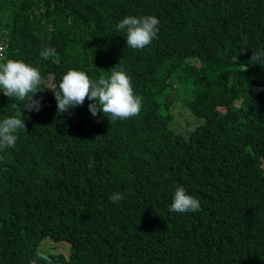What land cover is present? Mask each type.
Returning <instances> with one entry per match:
<instances>
[{"label":"trees","instance_id":"1","mask_svg":"<svg viewBox=\"0 0 264 264\" xmlns=\"http://www.w3.org/2000/svg\"><path fill=\"white\" fill-rule=\"evenodd\" d=\"M11 6L0 63L22 60L52 89L70 69L93 81L123 69L142 108L110 124L87 99L58 115L45 89L29 112L0 89V121L26 124L0 151V264H47L37 252L51 264H264V66L250 61L264 50V0ZM126 15L159 19L150 45H126ZM180 106L197 120L185 131L170 124ZM177 186L199 211L169 212Z\"/></svg>","mask_w":264,"mask_h":264},{"label":"clouds","instance_id":"2","mask_svg":"<svg viewBox=\"0 0 264 264\" xmlns=\"http://www.w3.org/2000/svg\"><path fill=\"white\" fill-rule=\"evenodd\" d=\"M159 25V19L153 15L139 17L126 15L116 25V32L124 33L128 47L143 49L156 38ZM0 43L3 46L1 41ZM54 55L53 48H45L40 52V56L45 60ZM233 60L236 62L237 56H234ZM250 61L264 66V50H253ZM45 84L46 80L40 71L22 60L8 59L0 63V89L10 99L25 102L24 110L29 112L40 111L42 104L41 100L36 98V94L45 89H50L54 93L58 115L63 113L71 115L70 110L83 106L86 99L90 101L88 109L92 116L102 113L110 124L135 117L142 108V99L134 94L131 78L123 69L112 71L110 77L101 75L95 81L83 71L70 69L63 74L56 89L46 88ZM21 129H26L24 118L9 116L0 121V151L15 147L17 133ZM89 166H92L91 163ZM109 199L118 203L124 196L116 192L111 194ZM200 208L198 199L189 195L183 186H177L168 210L184 214L195 213ZM36 255L38 259L51 264L47 254L37 252ZM30 264H37V261L33 260Z\"/></svg>","mask_w":264,"mask_h":264},{"label":"rangeland","instance_id":"3","mask_svg":"<svg viewBox=\"0 0 264 264\" xmlns=\"http://www.w3.org/2000/svg\"><path fill=\"white\" fill-rule=\"evenodd\" d=\"M16 0H6L3 2V13L0 12V27L3 28V30L5 28H7L5 26V23L8 20V15L10 14L11 9L13 8V6H11V3L15 4ZM3 38V36H2ZM197 120L193 119L190 114L185 111V108L180 106L179 110H175L174 113V117L171 121V126L173 128H175L176 130H183L185 131L186 129L190 128L193 126V124L196 122Z\"/></svg>","mask_w":264,"mask_h":264},{"label":"built area","instance_id":"4","mask_svg":"<svg viewBox=\"0 0 264 264\" xmlns=\"http://www.w3.org/2000/svg\"><path fill=\"white\" fill-rule=\"evenodd\" d=\"M2 47H3V46H2V44L0 43V52H1V50H2Z\"/></svg>","mask_w":264,"mask_h":264}]
</instances>
